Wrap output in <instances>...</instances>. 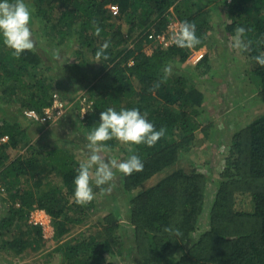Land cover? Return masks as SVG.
Segmentation results:
<instances>
[{"label":"trees","instance_id":"16d2710c","mask_svg":"<svg viewBox=\"0 0 264 264\" xmlns=\"http://www.w3.org/2000/svg\"><path fill=\"white\" fill-rule=\"evenodd\" d=\"M112 6L117 9L115 15ZM212 8L224 9L227 38L234 37L238 26L247 29L250 46L243 52L253 63L249 74L264 95V66L253 59L264 51V0H34L33 19L58 49L64 48L68 54L72 51L74 56L50 79L47 73L55 69L46 63L44 54L33 48L17 57L0 41V90L8 104L22 99L24 110L42 111L51 106L55 88L60 90L64 84V71L68 86H86L88 90L92 105L85 119H79V107L72 113L87 144L90 128L109 107L139 108L157 129H167L152 147L112 140L104 151L118 149L122 159L135 153L144 161L143 170L127 176L120 173V191L129 199L124 221L133 227L132 251L145 264H264V116L227 139L222 137L228 143V153L220 179L215 181L210 208L206 199L212 177L194 167L179 168L133 194L179 163L201 131L208 135L209 129L201 121L206 95L198 84L211 70L210 53L203 50L211 39ZM184 20L196 23L199 45L165 47L148 39L152 34L168 33L172 21ZM93 21L102 29L100 36L95 34ZM121 21L128 24L126 33ZM149 44L150 54L146 51ZM196 55L200 59L194 61ZM188 64L194 66L187 68ZM166 66L171 67V73L163 79ZM60 95L68 103L81 96L76 89ZM23 130L19 122L4 120L0 124V135L10 136L9 143L0 146V203L6 208V213H1L0 233L18 232L4 241L0 250L7 248L18 255L28 248L39 251L48 241L41 227L29 224L33 210H44L51 217L53 238L59 241L84 225L89 213L98 208L93 201L82 204L74 199L73 180L82 163L76 155L60 147L41 153L42 148L26 142ZM18 150L24 151L19 154ZM100 190L94 188L96 193ZM242 193L251 195L252 212L236 209ZM104 221L95 233H82L78 240L57 249L63 264H114L111 259L123 253L121 237H117L123 224L117 212ZM166 227L179 228L181 235L166 232Z\"/></svg>","mask_w":264,"mask_h":264},{"label":"rangeland","instance_id":"374dc122","mask_svg":"<svg viewBox=\"0 0 264 264\" xmlns=\"http://www.w3.org/2000/svg\"><path fill=\"white\" fill-rule=\"evenodd\" d=\"M32 8H34V0H28ZM114 15L117 13L115 7H109ZM224 9L210 10L212 30L210 31V42L203 52L209 51L211 58V70L209 74L204 77L199 84L200 88L206 95V100L203 105L204 116L202 115L201 121L204 126L209 129L208 135L205 133L199 135L200 137L193 145L190 152L181 157L179 163L173 167L168 168L161 173L155 175L152 179L141 185L133 194L148 189L160 180L174 172L179 168L191 169L192 167L199 169L200 172H205L212 179L208 184L206 207H211L212 201L216 193L215 181L220 179L221 171L224 167V159L228 153V143H226L227 136L237 133L251 124L254 120L264 116V95L260 92L255 81L249 72L253 69V63L250 61L247 54L243 50L233 47V38L226 37L225 27L223 22ZM121 29L126 33L128 24L124 21L119 22ZM33 31L35 46L38 52L44 54L46 63L54 67V71L47 73V78L55 77L54 74L59 71L58 67H63L74 59L72 51L70 54L64 48H57L52 42L49 35L45 34L41 24L33 19ZM147 53H152L151 45L146 48ZM194 61L200 59L199 55L192 57ZM191 63V62H190ZM98 66V65H97ZM186 66V65H185ZM188 64L186 67H192ZM91 72V71H90ZM94 73V71H92ZM67 73L63 71L62 82L63 86H60V90L56 87V93L62 94L64 91L72 92L76 89L80 95L88 94L86 86L75 85L68 86ZM74 84V83H73ZM72 89V90H71ZM68 93V92H67ZM22 99H17L12 104H8L4 100L0 90V124L4 120L19 122L22 125V112L24 106H22ZM73 110L69 111L68 119L60 121L54 125H40L35 126L34 132L38 135L42 133V138L36 140L34 143L43 153L47 148H66L76 155L80 162H84L89 154V148L87 142L84 140V132L80 129V124L75 122L73 118ZM71 121V123H70ZM23 127V125H22ZM40 127V129H39ZM50 133L52 136L45 137ZM201 134V133H200ZM45 137V138H44ZM225 137L226 139H222ZM230 138V137H229ZM24 141V140H23ZM27 143H31L26 139ZM23 142L24 144L26 143ZM23 149V148H22ZM72 149V150H71ZM24 150H18L16 153ZM106 159H122L123 154L117 149L110 153H105ZM111 182L110 191H102L96 193L93 202L97 205V209L94 212L89 213L88 221L84 225L73 228L72 232L65 235L59 241L55 238L48 240L41 247L39 251H34L33 248L26 249L21 255L10 249L0 250V264H63L61 253L57 249L61 246L69 245L76 239L80 238L82 233L85 236L91 232L95 233L98 228V224L103 223L105 225V217L112 213L117 212L122 222V228L117 237H121L122 243L121 255L111 259L114 264H145L142 260L132 251L135 246V238L133 236V227L129 221H124L127 215V205L129 199L126 200L120 191L121 177L118 170ZM107 187V186H105ZM94 188H97L94 186ZM236 209L239 211L252 212L254 210V204L250 194H238L236 200ZM120 212V214H119ZM6 213V208L2 209V214ZM55 230V229H54ZM0 233V246L4 244V241L11 240L12 235L18 234V232ZM89 232V233H88ZM191 242L189 241L188 244ZM35 247V245H34Z\"/></svg>","mask_w":264,"mask_h":264},{"label":"clouds","instance_id":"9594fccd","mask_svg":"<svg viewBox=\"0 0 264 264\" xmlns=\"http://www.w3.org/2000/svg\"><path fill=\"white\" fill-rule=\"evenodd\" d=\"M34 10L28 0H0V41L11 49L15 56L19 57L35 46L33 31ZM95 34L100 36L102 29L93 21ZM247 29L238 26L233 37V47L246 51L250 41L246 40ZM172 40L180 48H192L201 43L197 36L195 22L184 20L180 22L179 30L174 32ZM108 42L104 47L107 48ZM253 59L264 66V51ZM165 77L171 73V67L166 66ZM167 129L155 124L148 119L146 112L141 113L139 108H121L116 110L109 107L100 112V122L90 128L87 134L89 154L87 159L80 163L77 175L74 177V199L78 203L86 204L95 199V187H101L102 191L111 190V182L116 171L127 176L139 172L144 168V161L138 154H130L126 159H106L105 149L108 143L117 140L128 145H147L152 147L166 135ZM107 186V187H102ZM166 232L180 236L181 232L176 227H166Z\"/></svg>","mask_w":264,"mask_h":264},{"label":"built area","instance_id":"2783aa9c","mask_svg":"<svg viewBox=\"0 0 264 264\" xmlns=\"http://www.w3.org/2000/svg\"><path fill=\"white\" fill-rule=\"evenodd\" d=\"M180 23L178 21H172L168 27V33L161 35H149V40H157L165 47L174 44L172 35L178 31ZM87 94H82L74 101L68 103L60 94L53 95V103L51 106L44 108L42 111L36 109H25L23 111V118L30 124L35 125H54L65 119L69 111L74 110L76 107L80 108L79 119L84 120L88 110L91 109L92 103L89 104ZM10 141L9 135H0V146L8 144ZM5 192V189L3 190ZM2 208L0 203V223L2 220ZM30 226H39L42 228L44 237L46 240H50L54 236V227L51 217L41 209H35L32 211L30 220Z\"/></svg>","mask_w":264,"mask_h":264},{"label":"crops","instance_id":"0c3cea01","mask_svg":"<svg viewBox=\"0 0 264 264\" xmlns=\"http://www.w3.org/2000/svg\"><path fill=\"white\" fill-rule=\"evenodd\" d=\"M68 119V116L66 117V120ZM22 120H23V122H22V125H23V128H24V130H23V132L28 136V138H26V139H28V141H30L31 142V144H34V142L36 141V140H38V139H40V138H42V133L43 132H40L38 135H36V133L34 132V128H35V126H40V125H35V124H30L29 122H27L23 117H22ZM63 121V120H62ZM70 123H71V121H70ZM45 126V125H44ZM39 129H40V127H39ZM49 136H52L50 133H48V135H45V137H49ZM44 137V138H45ZM72 150V149H71Z\"/></svg>","mask_w":264,"mask_h":264}]
</instances>
